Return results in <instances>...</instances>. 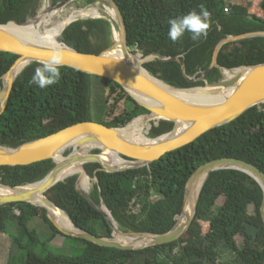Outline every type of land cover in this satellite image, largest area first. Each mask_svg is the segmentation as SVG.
<instances>
[{
	"label": "trees",
	"instance_id": "obj_1",
	"mask_svg": "<svg viewBox=\"0 0 264 264\" xmlns=\"http://www.w3.org/2000/svg\"><path fill=\"white\" fill-rule=\"evenodd\" d=\"M41 0H0V23L24 22L36 14ZM60 0H53L57 3ZM95 0H84L85 5ZM126 22L127 44L143 56L154 52L181 57L185 73L193 76L209 67L220 41L230 35L264 30V0H115ZM201 7L210 14L206 38L191 40L190 33L173 43L168 38V20ZM16 25L14 22L8 23ZM23 25V24H22ZM20 25V26H22ZM58 32V31H57ZM55 33L53 40L56 39ZM112 23L109 18H78L58 35L59 40L84 52H100L111 45ZM141 58L139 54H135ZM18 55L0 50V86L2 76ZM218 63L238 67L264 62V36L226 42L217 56ZM43 64L33 61L16 76L7 106L0 115V145L16 147L24 141L51 134L68 125L92 120L89 87L91 77L102 80L106 112L101 123L124 126L133 117L148 112L115 80L61 65L56 83L41 89L30 84L35 69ZM143 65L156 77L176 87L204 85V80L189 81L178 60L155 58ZM223 77L214 66L205 75L208 82ZM153 121L147 123L146 133ZM173 121L161 119L149 135L156 137L172 129ZM96 148L94 151L98 152ZM70 151L66 149L64 153ZM222 156L249 161L264 171V104L254 105L234 120L216 126L194 141L168 151L149 165L121 171H106L98 162L84 163L96 181L91 198L104 200L119 227L124 231L164 233L177 222L184 205L186 183L202 163ZM52 158L30 164L0 165V181L16 186L42 179L54 166ZM79 174L54 184L47 195L73 222L99 236H112V227L104 214L77 189ZM156 197L153 199V197ZM221 204L215 206L219 197ZM263 191L250 174L234 168L211 171L199 193L195 215L188 229L176 240L140 249L103 246L61 232L47 215V209L26 201L0 205V231L15 210L19 230L29 234L33 243L24 244L20 235L14 242L26 250L23 264H264V221L261 215ZM137 208V210L135 209ZM38 216L47 223L51 238L61 233L82 240L84 253L67 255L52 251L38 252L35 230L29 221ZM260 226L257 236L246 231L245 222ZM243 238L240 245L237 236ZM50 238V239H51ZM177 247V249H176ZM228 254H232L229 257Z\"/></svg>",
	"mask_w": 264,
	"mask_h": 264
},
{
	"label": "water",
	"instance_id": "obj_2",
	"mask_svg": "<svg viewBox=\"0 0 264 264\" xmlns=\"http://www.w3.org/2000/svg\"><path fill=\"white\" fill-rule=\"evenodd\" d=\"M69 1L70 0H60L53 6L61 7ZM101 1L107 2L113 6L116 11L117 20L112 18L110 21L112 23V29L114 28V24L118 23L123 30L124 45L122 48V54L116 52L115 41L98 53L77 50L59 40L58 37L55 45L38 44L28 41L23 37H19L6 27L10 22L24 24L28 20L24 22L10 20L6 23H0V50L13 52L18 55L9 70L2 76L3 82H5V96L0 103V115L7 106L15 78L18 75H13V70L24 63L25 67L33 61L48 63L53 59H59L61 65L74 67L87 73L115 80L121 84L140 105L147 108L148 112L133 117L124 126H108L101 122L84 120L68 125L51 134L24 141L16 147L0 145V165L30 164L49 158H52L55 163L53 168L42 179L28 184L12 186L0 181V185L13 190L30 184L40 183L37 188L32 190L1 195L0 205L15 201H26L34 204L31 200L33 195L36 193H42L44 195L45 204H41L40 206L47 209V214L49 216L47 205L52 204L58 208L60 207L47 195L46 192L54 184L73 174H64L66 168L73 162L79 161L87 176L90 175L84 165L86 162H98L101 164V169L110 172L149 165L154 160L159 159L166 152L184 146L194 141L204 132L234 120L248 108L254 105L261 106L264 104V62L231 68L220 65L217 60L218 52L224 43L246 37L264 36V30L251 31L226 37L216 46L209 67L204 69L199 76L197 73L193 76H189L185 73V63L181 57L164 55L160 52H154L144 57L141 51H132L127 44L126 22L119 5L115 0ZM76 19L78 18L73 20ZM70 22H68L67 25ZM133 53L139 54L141 56V61L134 62L131 60L130 56ZM155 58H159L160 60H178L182 65L185 77L189 81L204 80L205 84L192 87H176L165 82L153 75L143 65L144 62ZM214 66L221 69L223 77L218 81L208 82L205 75ZM227 70L230 72V75H226ZM154 78L165 82L167 85L172 86L175 89L208 87V91L210 92L208 94L210 96L211 94H220L221 97L190 100L158 86L154 82ZM142 115L150 116V120L153 121L151 127L153 125H158L161 119L173 121L172 129L156 137H151L149 135L150 127L148 130L149 139L147 141H136L127 137L121 129L126 127L134 118ZM89 143L93 145L92 147L100 149L99 153L84 152L80 154L77 152H80L82 147ZM66 149H71L67 155L63 153ZM104 150L117 152L128 162V164L122 167L105 165L100 158V155ZM60 153H63V157L57 161L55 156ZM223 168L242 170L253 176L261 185L263 200L260 210L264 221V171L249 161L232 156H222L210 159L200 164L192 172L185 186L184 205L180 217L184 212L186 201L191 194L195 182L204 175V180L201 183L195 200L194 212L192 216L184 222H181L178 218L174 226L164 233L122 230L114 219L109 208L106 206L104 200L101 199L99 204L96 203L89 193L80 190L78 186V191L104 214L108 223L112 227V236H99L76 225L68 214L67 215L73 223L72 229L61 226L51 216H49V218L64 234L84 238L103 246L122 249H140L149 245L169 243L178 239L188 229L195 215L200 190L208 174L211 171ZM79 178L80 174L78 175L76 185ZM60 209L63 210L62 208ZM16 216L17 214L15 213L14 217ZM245 225L247 233L251 234L253 237H256L258 231L261 229L260 226L248 221L245 222ZM115 232L124 236L148 234L151 236V241L145 245L139 246L122 243L116 239V235H114Z\"/></svg>",
	"mask_w": 264,
	"mask_h": 264
},
{
	"label": "bare ground",
	"instance_id": "obj_3",
	"mask_svg": "<svg viewBox=\"0 0 264 264\" xmlns=\"http://www.w3.org/2000/svg\"><path fill=\"white\" fill-rule=\"evenodd\" d=\"M71 1V0H70ZM69 2L64 4L61 7H56L51 4V0H49V3L47 6H45L39 15L34 18L28 20L26 23L22 24H16V25H10L7 24L6 27H8L12 32L17 34L19 37H23L27 39L28 41H32L38 44H44V45H55L57 43V37L60 31L67 25L68 22L75 19L77 16H86L89 14H97L98 9L96 7L93 8H79L78 10L76 8H73L70 12L66 13L64 11L65 7L67 6ZM38 11V10H37ZM108 11L110 14L114 17V19L117 20V15L114 7H108ZM100 14V13H99ZM102 14V13H101ZM35 15V14H34ZM33 15V16H34ZM103 15V14H102ZM22 25V26H20ZM58 31V32H57ZM56 34L55 41L53 40V37ZM113 38L116 43V52L118 54H122V48L124 45V35L123 30L120 27V25L114 24L113 28ZM131 60L134 62L141 61V58L137 57L134 53L130 56ZM24 64H21L20 66L16 67L13 70V75H17L20 73L21 69L24 67ZM226 75H230V72L227 70ZM154 82L161 86L162 88H165L169 91H172L173 93H176L184 98L190 99V100H203L210 97H216L220 98V94H211V96L208 94L210 93L208 91V87L200 88H190V89H175L163 81L154 78ZM4 90L0 92V103L4 99ZM150 116L148 115H142L134 118L126 127L121 129V131L129 138H132L136 141H147L149 139L148 133L145 135L141 134L142 130L145 129V125L148 122H151ZM93 145L91 143L86 144L82 147V149L77 151L78 153L82 154L84 152H87V149L92 147ZM65 152V151H64ZM63 152V153H64ZM57 154L55 156V159L58 161L62 159V154ZM102 162L107 166H114V167H122L126 164H128L127 161L122 158L120 154L114 151L110 150H104V152L100 155ZM80 174L79 182L82 184L84 188H88V176L85 174L82 164L79 161L73 162L70 166H68L65 170V175L68 174ZM64 175V176H65ZM72 175V174H71ZM204 180V175H202L194 184V187L191 191V194L189 198L186 201L184 212L182 216H179V219L181 222H184L189 217L192 216L195 208V200L198 194V190L201 186L202 181ZM40 185V183L30 184L22 188L18 189H10L7 187H4L0 185V196L4 194H10L12 192H22L26 190H32L37 188ZM32 202L37 205L45 204L44 203V195L42 193H36L31 198ZM49 216H51L58 224L65 228L72 229L73 223L70 220L69 216L66 212L61 210L60 208L49 204L47 205ZM116 239L122 243H128L135 246L139 245H145L151 241V236L148 234H133V235H119L117 232Z\"/></svg>",
	"mask_w": 264,
	"mask_h": 264
},
{
	"label": "rangeland",
	"instance_id": "obj_4",
	"mask_svg": "<svg viewBox=\"0 0 264 264\" xmlns=\"http://www.w3.org/2000/svg\"><path fill=\"white\" fill-rule=\"evenodd\" d=\"M251 1L252 0H247V2H250V3ZM48 3H49V0H41L37 7L38 11H36V14L30 17L28 20L36 18L39 15L38 13H40L41 10L45 6L48 5ZM51 4L55 5L56 3H53V0H52ZM93 7H96L98 9L97 14H94V15L89 14L86 16L79 15L76 18H88V17H99V16L109 18L110 20L114 18L108 11V7H112V6L108 4L107 2L101 1V0H95L94 2L86 4V5L84 3V0H71L65 7L64 11L68 13L73 8H76L78 10L79 8H93ZM117 25L119 24L117 23ZM111 40L112 42H114L113 29H112ZM4 84L5 82H3V85L0 86V92L4 90L5 88ZM102 85H103L102 80L100 78L95 77V76L91 77V85L89 87L90 108H91L92 120L96 122H100V120H102L103 117H105L104 114L106 112V106L104 102V89ZM145 127H147V123ZM141 134L143 135L146 134L145 129L142 130ZM95 149L96 148L94 147H90L87 149V152L99 153V151L95 152L94 151ZM70 151L64 154L67 155ZM95 181H96L95 177L88 176V188L87 189L84 188L79 181L77 183V186L80 190L87 192L90 195V191L92 190V187ZM155 198L156 197L154 196L153 199ZM223 200H224L223 196L219 197L217 200H215L216 201L215 206L221 204ZM135 209L137 210L136 207ZM15 213L17 214V216H20V210L16 209ZM6 224H7L6 231L5 232L0 231V264H23L26 250L23 247L18 246L13 240V236L22 235L21 231L19 230V222L17 218L13 217V218L7 219ZM29 229L36 231V234L33 233V235L36 237V242L33 244V247L38 252L52 251V252L60 253V254L79 255V254L84 253L85 251L86 244L82 240L74 239L71 237H66L61 233H58L53 238H51L52 230L50 226L38 216H34L30 219ZM114 235L117 236L116 233H114ZM20 238H21L22 243L24 244L33 243L29 234H25L24 236H21ZM237 241L240 245H242L243 243L242 236L238 235ZM228 255L229 257H232V254H228Z\"/></svg>",
	"mask_w": 264,
	"mask_h": 264
},
{
	"label": "clouds",
	"instance_id": "obj_5",
	"mask_svg": "<svg viewBox=\"0 0 264 264\" xmlns=\"http://www.w3.org/2000/svg\"><path fill=\"white\" fill-rule=\"evenodd\" d=\"M167 23V35L173 43L180 41L186 33L191 34V40L200 41L207 37L210 28V14L201 7L200 11L194 9L186 14L170 18ZM60 66L61 61L53 59L37 67L29 83L41 89L53 85L60 77Z\"/></svg>",
	"mask_w": 264,
	"mask_h": 264
}]
</instances>
